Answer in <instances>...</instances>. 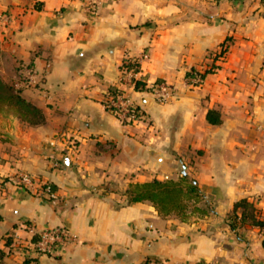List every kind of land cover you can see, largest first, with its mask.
Returning a JSON list of instances; mask_svg holds the SVG:
<instances>
[{
    "label": "crops",
    "instance_id": "crops-1",
    "mask_svg": "<svg viewBox=\"0 0 264 264\" xmlns=\"http://www.w3.org/2000/svg\"><path fill=\"white\" fill-rule=\"evenodd\" d=\"M90 2L0 0V79L22 84L45 117L32 125L0 115L3 264H264V230L231 229L228 219L244 198L264 216V0ZM143 54L137 79L161 81L173 97L158 103L129 90L146 118L126 126L104 99L124 59ZM212 65L200 86L188 84L190 70ZM27 67L33 85L23 82ZM209 111L220 123L207 121ZM20 171L53 185L57 200L16 185ZM184 174L208 215L182 221L124 195ZM57 228L70 240L35 251L34 237Z\"/></svg>",
    "mask_w": 264,
    "mask_h": 264
},
{
    "label": "trees",
    "instance_id": "trees-1",
    "mask_svg": "<svg viewBox=\"0 0 264 264\" xmlns=\"http://www.w3.org/2000/svg\"><path fill=\"white\" fill-rule=\"evenodd\" d=\"M231 39L228 38L226 42L220 47L219 52L215 53L213 61L224 57ZM215 65L205 70L200 77L204 80L207 73L214 69ZM140 71V66L132 58L124 59L120 66V71ZM197 73L190 70L187 74V79L194 77ZM135 90L138 92H149L147 83L142 79H136ZM161 81L156 82L159 84ZM121 91L117 86L110 87L107 97L115 98ZM4 110L9 113L16 114L22 120L27 121L32 125H39L45 121L42 111L28 102L23 96L20 89L14 88L10 84L4 83L0 79V112ZM207 121L212 124L220 123V117L217 112L209 111L207 114ZM52 189H55L53 185ZM128 203L140 204L150 202L154 205L160 215L170 216L175 215L182 221L188 220L190 215L197 214L205 216L212 212L210 207H201L199 204L205 201V196L201 192L197 181L184 174L179 180H157L141 184H132L124 193ZM229 225L231 229H243L247 227H258L264 230V216L256 208L255 204L247 198L237 201L234 205L233 211L228 216ZM38 237H34L37 241ZM11 246L10 241L7 242ZM262 247L264 248V238L262 240ZM3 252L0 253V264H3ZM151 260H146L145 264H150ZM158 262V260H156Z\"/></svg>",
    "mask_w": 264,
    "mask_h": 264
},
{
    "label": "built area",
    "instance_id": "built-area-1",
    "mask_svg": "<svg viewBox=\"0 0 264 264\" xmlns=\"http://www.w3.org/2000/svg\"><path fill=\"white\" fill-rule=\"evenodd\" d=\"M97 0H91L89 3L90 9L94 8L96 5ZM219 52V51H218ZM147 58L146 54L140 55L138 57L133 58L135 62H137L138 66L141 67V63L144 59ZM197 73L194 77L188 78L187 82L192 87L200 86L203 82L200 75L204 74L205 71L201 70H194ZM140 71L134 72L132 71H121V80L119 85L117 86L121 91L115 98L113 97H105L104 105L105 107L114 114L123 125L130 126L135 124H140L144 122L146 118V114L141 106H139L130 96L129 90H135V83L134 81L137 79V75ZM23 82L26 85H33L35 84V72L33 68L27 67L26 68V75L24 77ZM20 83L15 84V88H21ZM148 88L151 90V93L155 100L158 103H166L173 97L172 90L163 82L159 84L149 85L147 84ZM54 165H57L54 162ZM10 177V176H9ZM12 177L13 182L21 186L22 188L26 189L31 194L45 198L50 201L57 200L56 190L52 189L50 183H45L39 180L34 175L27 173V172H17ZM5 176H0V179L4 180ZM31 231L34 230L31 228ZM70 240V236L68 232L64 229H52L45 231L38 235V240L33 243L34 248L38 253H46L52 254L56 252L58 247ZM150 264H180V263H167L163 261L152 260ZM181 264H195V263H181Z\"/></svg>",
    "mask_w": 264,
    "mask_h": 264
},
{
    "label": "rangeland",
    "instance_id": "rangeland-1",
    "mask_svg": "<svg viewBox=\"0 0 264 264\" xmlns=\"http://www.w3.org/2000/svg\"><path fill=\"white\" fill-rule=\"evenodd\" d=\"M5 113L8 114L9 112H8L7 110H6V111L4 110V112H0V115H1V114H5Z\"/></svg>",
    "mask_w": 264,
    "mask_h": 264
}]
</instances>
